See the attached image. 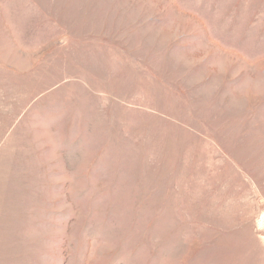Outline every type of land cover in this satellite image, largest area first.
Instances as JSON below:
<instances>
[{
    "label": "rangeland",
    "instance_id": "obj_1",
    "mask_svg": "<svg viewBox=\"0 0 264 264\" xmlns=\"http://www.w3.org/2000/svg\"><path fill=\"white\" fill-rule=\"evenodd\" d=\"M0 264H264V0H0Z\"/></svg>",
    "mask_w": 264,
    "mask_h": 264
}]
</instances>
